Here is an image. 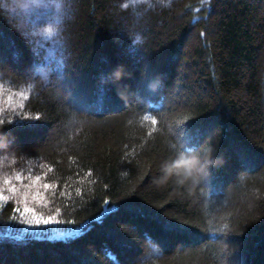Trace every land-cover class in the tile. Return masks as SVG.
<instances>
[{
    "label": "trees",
    "instance_id": "16d2710c",
    "mask_svg": "<svg viewBox=\"0 0 264 264\" xmlns=\"http://www.w3.org/2000/svg\"><path fill=\"white\" fill-rule=\"evenodd\" d=\"M123 2L0 15V264H264V0Z\"/></svg>",
    "mask_w": 264,
    "mask_h": 264
},
{
    "label": "clouds",
    "instance_id": "9594fccd",
    "mask_svg": "<svg viewBox=\"0 0 264 264\" xmlns=\"http://www.w3.org/2000/svg\"><path fill=\"white\" fill-rule=\"evenodd\" d=\"M137 0H124L121 4V8L128 9L133 6ZM164 7L170 6L171 0H161ZM37 0H0V15L4 16L6 19H10L13 14L17 13H28L34 6H36ZM56 35L59 29L52 23H46L38 27L39 35H47L53 33ZM139 37L137 38V41ZM121 71H117L115 75L117 78L122 76ZM2 129V126H0ZM12 148L10 147V142L8 138L0 132V155L7 156L9 158H14L11 155ZM216 163L214 158L203 159L194 150H180L178 153L169 161L165 162L161 166L162 176L161 178L168 176H175L177 182L183 184L185 181L195 182L197 176L202 174L204 171L209 169L212 165Z\"/></svg>",
    "mask_w": 264,
    "mask_h": 264
},
{
    "label": "rangeland",
    "instance_id": "374dc122",
    "mask_svg": "<svg viewBox=\"0 0 264 264\" xmlns=\"http://www.w3.org/2000/svg\"><path fill=\"white\" fill-rule=\"evenodd\" d=\"M80 231V229H77V230H74V231H71V232H66V233H63L59 236H57L58 238H66V237H72L76 234H78Z\"/></svg>",
    "mask_w": 264,
    "mask_h": 264
},
{
    "label": "snow or ice",
    "instance_id": "6c2138e0",
    "mask_svg": "<svg viewBox=\"0 0 264 264\" xmlns=\"http://www.w3.org/2000/svg\"><path fill=\"white\" fill-rule=\"evenodd\" d=\"M19 178V177H18ZM37 179H39L38 177H37ZM45 187H50L49 185H45ZM49 219H51L50 217H49Z\"/></svg>",
    "mask_w": 264,
    "mask_h": 264
}]
</instances>
